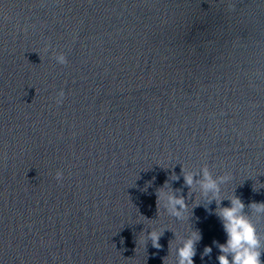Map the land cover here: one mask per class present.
<instances>
[{
	"label": "water",
	"instance_id": "obj_1",
	"mask_svg": "<svg viewBox=\"0 0 264 264\" xmlns=\"http://www.w3.org/2000/svg\"><path fill=\"white\" fill-rule=\"evenodd\" d=\"M204 169L264 264V0H0V264H218Z\"/></svg>",
	"mask_w": 264,
	"mask_h": 264
},
{
	"label": "clouds",
	"instance_id": "obj_2",
	"mask_svg": "<svg viewBox=\"0 0 264 264\" xmlns=\"http://www.w3.org/2000/svg\"><path fill=\"white\" fill-rule=\"evenodd\" d=\"M55 60L58 64H66L67 58L64 54L55 55ZM63 93H60V97ZM57 181L62 179V173L57 172ZM228 177H221L220 181L213 179L207 169L203 170V178L199 181L201 193L211 203L212 200L217 201L218 216L223 223L224 231L227 235V240L224 245L220 246V251L223 253L217 257L218 264H262L260 238L257 235L255 226L243 214L244 204L239 198H232L230 207H220L222 201L220 197V183L227 180ZM184 182L189 188L194 184V176L185 174ZM158 200L164 201V206L171 215L181 218L182 214L187 211V205L183 198H177L167 193H160ZM177 206H179L177 208ZM259 212H264V204L253 205ZM154 247H159V234L156 232L150 233ZM201 237L194 233L192 238L188 239L183 247L178 249L179 261L178 264H194V242ZM211 248H206L205 253H210ZM229 256L231 259H229Z\"/></svg>",
	"mask_w": 264,
	"mask_h": 264
}]
</instances>
